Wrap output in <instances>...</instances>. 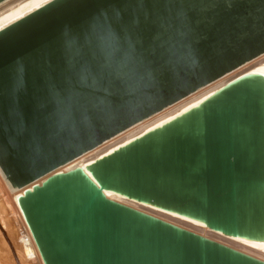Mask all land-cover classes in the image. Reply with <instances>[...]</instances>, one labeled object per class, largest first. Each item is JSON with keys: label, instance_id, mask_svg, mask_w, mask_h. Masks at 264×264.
I'll return each mask as SVG.
<instances>
[{"label": "water", "instance_id": "obj_1", "mask_svg": "<svg viewBox=\"0 0 264 264\" xmlns=\"http://www.w3.org/2000/svg\"><path fill=\"white\" fill-rule=\"evenodd\" d=\"M7 0H0V4ZM264 0H52L0 31V171L42 264H264ZM260 69V70H258Z\"/></svg>", "mask_w": 264, "mask_h": 264}, {"label": "bare ground", "instance_id": "obj_2", "mask_svg": "<svg viewBox=\"0 0 264 264\" xmlns=\"http://www.w3.org/2000/svg\"><path fill=\"white\" fill-rule=\"evenodd\" d=\"M52 0H7L0 4V31L9 25L17 22L18 20L24 18L28 14L34 12L35 10L41 8L45 4L51 2ZM264 65V54L260 57L246 63L237 70L227 74L221 79L215 81L214 83L202 88L198 92L192 94L191 96L185 98L184 100L168 107L164 111L152 116L151 118L133 126L132 128L126 130L125 132L119 134L118 136L112 138L111 140L105 142L101 146L89 151L78 159L66 165L62 168V171L69 170L75 166L84 164L106 152L107 150L115 147L118 144L127 141L134 136L140 134L145 129L161 122L162 120L172 116L176 112L182 110L189 104L201 99L213 90L222 86L234 77L248 71L259 68ZM260 70V69H258ZM17 193V190L12 189L9 183L6 181L4 176L0 171V264H42L38 252L26 231L22 218L19 214L17 206L13 200V195ZM110 198L118 202L124 203L136 209L142 210L154 216H157L166 221L172 222L176 225L182 226L186 229L192 230L196 233L202 234L219 242H222L228 246L241 250L247 254L253 255L257 258L264 260V246L253 245L246 242H240L232 238H228L221 234L212 232L200 225L194 224L187 220L172 216L158 210L151 209L146 206L134 203L132 201L120 198L116 195L108 194ZM16 213L19 222L16 226H22L24 234L28 239V242L20 241L17 239V233L14 230L12 220L10 216ZM5 239H4V237ZM30 247H28V245Z\"/></svg>", "mask_w": 264, "mask_h": 264}, {"label": "rangeland", "instance_id": "obj_3", "mask_svg": "<svg viewBox=\"0 0 264 264\" xmlns=\"http://www.w3.org/2000/svg\"><path fill=\"white\" fill-rule=\"evenodd\" d=\"M9 218H10V220H12L14 230L16 231V233L18 235L17 239L20 240V241H24V242H26V240H27V242H28V239H26V235L24 234V230H23L22 226L21 225L20 226H16L17 225L16 223L19 222L18 216H16V213H14ZM4 239H5V237H4ZM28 247H30V245H28ZM36 264H37V261H36Z\"/></svg>", "mask_w": 264, "mask_h": 264}, {"label": "built area", "instance_id": "obj_4", "mask_svg": "<svg viewBox=\"0 0 264 264\" xmlns=\"http://www.w3.org/2000/svg\"><path fill=\"white\" fill-rule=\"evenodd\" d=\"M27 239V238H26ZM26 243H27V240H26Z\"/></svg>", "mask_w": 264, "mask_h": 264}]
</instances>
